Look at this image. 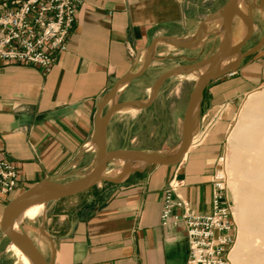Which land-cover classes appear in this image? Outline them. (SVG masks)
I'll use <instances>...</instances> for the list:
<instances>
[{"label": "crops", "instance_id": "obj_1", "mask_svg": "<svg viewBox=\"0 0 264 264\" xmlns=\"http://www.w3.org/2000/svg\"><path fill=\"white\" fill-rule=\"evenodd\" d=\"M227 1L86 0L77 12L66 50L55 54L49 72L34 64L0 63V151L19 174L16 191L0 198V264H17L19 256L2 229L8 203L50 176L72 183L63 179L76 177L94 160L96 122L110 108L108 95L115 83L147 66L141 76L118 87L115 95L124 90L126 101L134 103L113 112L105 129L108 138L120 110L134 117L141 112L133 82L172 51L173 40L202 31L201 40L180 47L202 54L207 38L217 35L222 26L213 27L208 20L201 29V24ZM249 11L253 35L264 25V0ZM246 53L235 69L203 90L196 132L179 163H148L108 176L110 180L84 191L39 204L41 211L29 205L35 218L44 215L37 223L38 242L27 235L50 264L186 263L190 247L183 224L161 223L164 190L177 182L179 194L198 213L212 211V179L225 154L227 133L240 103L264 87V45L259 42Z\"/></svg>", "mask_w": 264, "mask_h": 264}, {"label": "built area", "instance_id": "obj_2", "mask_svg": "<svg viewBox=\"0 0 264 264\" xmlns=\"http://www.w3.org/2000/svg\"><path fill=\"white\" fill-rule=\"evenodd\" d=\"M86 0H0V63L34 64L49 72L55 54L66 50L79 8ZM225 157L219 159L222 165ZM16 165L0 151V198L14 193ZM179 183L164 190L161 223L183 224L190 252L185 264H233L229 254L236 225L221 171L212 179V211L198 213L178 192ZM182 211L178 212L177 209Z\"/></svg>", "mask_w": 264, "mask_h": 264}, {"label": "rangeland", "instance_id": "obj_3", "mask_svg": "<svg viewBox=\"0 0 264 264\" xmlns=\"http://www.w3.org/2000/svg\"><path fill=\"white\" fill-rule=\"evenodd\" d=\"M244 13L248 14V8L253 5L259 4V0H244ZM225 5V4H224ZM213 13V11H212ZM212 16V15H211ZM210 18V16L208 17ZM242 17L236 15V20L233 26V33L235 27L239 21H242ZM217 35H212L208 37V42L206 43V49L202 54L197 53L196 50L184 51L180 47L173 43H170L172 51L168 54L162 56V59H157L154 65L151 67L150 72L145 77H140L139 80H135L131 87L138 89L135 93H139L137 98L138 110L140 109V114L136 117L126 109H122L118 114L114 115L112 120L110 137L105 136V147L107 151H115L118 149H141L149 152H162L169 151L176 148L182 141L183 138V117L187 103L189 101L190 95L193 92L197 81L194 79H189L188 75L194 72L197 67L203 63H207L213 60L215 49L222 42L224 37V29L219 28ZM202 31H197L188 39L176 40L180 43H186L188 46L193 44V41L201 40L204 36L201 34ZM261 42L264 45V25L262 28L257 29L256 32L250 37L248 42L242 47L241 53H246L254 45ZM184 51V52H183ZM240 52H234L231 58V64L233 69L238 65L237 59ZM165 73H169L167 77L160 80L161 76ZM183 75V76H182ZM185 76V77H184ZM194 80V81H193ZM157 83V85H155ZM263 92L264 87L254 91ZM253 94V93H252ZM109 97V95H108ZM250 95L246 97L239 106L236 114V118L233 121L231 128L226 136V150L224 162L222 165L218 166V170L224 175V180L226 183V192L228 198L232 202L233 215L236 225L234 242L231 248L236 244L240 229L237 220V190L240 185L241 177L237 173L236 167L232 165L231 157L233 156V149L229 145L228 135L234 125L238 123L241 118L242 110L249 99ZM126 93L121 92L119 95H114L110 103V107L116 106L122 102H126ZM153 99V103L149 107H142L141 103H147ZM106 114V113H105ZM105 114H103L105 116ZM101 115V117H103ZM197 127V126H196ZM196 132V128L193 133ZM106 134V130H105ZM97 140V139H96ZM95 150L94 160L87 164L85 169H81L77 172L76 177H66L63 179L64 182H78L83 177L86 176L89 168L95 163V159L98 156V140L97 147L92 146ZM107 170H114L117 167L110 162L106 164ZM135 168L132 164L125 166L121 173L127 172L130 169ZM103 172L104 175L108 174ZM217 170V171H218ZM107 176V175H106ZM45 208V207H44ZM45 211V209H44ZM264 213V209H263ZM44 212L38 215L35 219L25 218L22 223V228L18 227V231H22L25 234L30 233L34 240L38 242L39 229L37 223ZM13 252L16 253L13 249ZM10 252L9 254H12ZM18 256V255H17ZM19 257V256H18ZM18 257H15L18 259ZM231 259V258H230ZM264 249L261 253V262L264 263ZM232 261V259H231ZM263 261V262H262ZM234 264V262L232 261ZM17 264H23L20 259H18Z\"/></svg>", "mask_w": 264, "mask_h": 264}, {"label": "bare ground", "instance_id": "obj_4", "mask_svg": "<svg viewBox=\"0 0 264 264\" xmlns=\"http://www.w3.org/2000/svg\"><path fill=\"white\" fill-rule=\"evenodd\" d=\"M244 5V0H238V6L241 10L244 9ZM209 21L213 27H218V25H221L224 29L222 10L213 15ZM235 28V33L232 35V44L234 45L246 36L249 30V23L244 20L239 21ZM233 55L234 54H231L225 58L220 70L231 69V58ZM212 66V61L203 63L197 67L194 72L190 73L188 78L194 79L198 82L202 78V75L208 72ZM131 111L135 113L136 109L132 108ZM196 125L197 117L194 112L190 118V133L193 132V130L196 128ZM228 142L233 149V156L230 158L232 165L236 167L237 173L241 177L240 185L237 190V220L239 223L240 233L236 244L233 248H231L229 257L232 259L234 264H260L262 249H264L263 92H256L249 98L242 110L240 120L228 136ZM92 146L97 147V140L93 142L91 147ZM179 148L180 144L176 148L169 151H162L160 154L167 159H171L177 155ZM97 159L98 156L95 159V163ZM110 163L115 165L117 168L108 171L106 168L107 166H105L103 168V172H106L107 170V176L117 177V174L120 175L122 169L125 166L132 164V166L135 168L141 167L148 164L149 160L143 156L132 155L114 158L110 161ZM91 168H89L87 173L90 172ZM43 192L44 189H40L36 192V194H41ZM41 203L43 202H34L32 204L35 206L36 210L41 211V207L39 206ZM25 218L35 219L34 213L30 210L29 205L19 210L13 211L10 217V223L12 227L17 230L18 227L22 225ZM12 246L18 251H16L20 256L18 259H20L23 264H38L25 251L19 249L13 242Z\"/></svg>", "mask_w": 264, "mask_h": 264}, {"label": "water", "instance_id": "obj_5", "mask_svg": "<svg viewBox=\"0 0 264 264\" xmlns=\"http://www.w3.org/2000/svg\"><path fill=\"white\" fill-rule=\"evenodd\" d=\"M223 12L224 18V37L222 42L214 54L213 57V66L212 68L202 75V78L196 83L193 92L190 95L185 113L183 118V138L180 143V148L177 155L171 159H167L160 154V152H149L141 149H118L115 151H107L105 147V129L106 125L113 114V112L127 105H132L134 102L126 101L116 106H112L108 109L104 117H99L96 122V130L95 135L98 140V159L96 163L93 164L89 173L86 174L83 179L78 182H72L63 184L57 181L59 176H50L47 177L32 187L28 188L22 194L15 197L11 200L6 206L2 219V229L4 233L8 236V238L13 242L19 249L25 251L31 258H33L38 264H50L46 257L42 254L38 246L34 243L33 239L25 234L22 231H18L14 229L10 223V217L13 211L19 210L23 207H26L34 202H48L53 199L62 198L66 196H70L81 191H84L94 185L96 182L101 180H110V178L103 174V168L106 166L108 162H110L114 158H120L125 156L139 155L147 158L149 163L163 164V165H176L181 161L184 157L185 153L188 151L192 144V138L194 133H190L189 125L190 118L192 114L198 109L199 102L203 93V90L210 85L212 80L217 79L218 77L228 73L230 69L220 70V67L223 64V61L226 57L233 54L234 52H240L242 47L248 41V39L252 36L253 31V17L252 12L249 11L248 14H245L238 6V0H228L226 4L221 9ZM238 15L242 17L245 21L249 23V30L246 36L236 43L232 44V35H233V22L234 17ZM210 18L206 19L201 24V29H204L206 21L210 20ZM203 36V35H202ZM199 40V39H198ZM155 42L152 43L151 48L153 47ZM173 44L189 47L186 43H180L176 40L172 41ZM150 48V49H151ZM249 53H241L237 59V62L247 56ZM147 66H144L138 72H129L124 77L119 79L115 85L113 86L109 99H111L117 92L118 87L121 83L126 80H131L141 76L146 71ZM169 73H165L161 76L160 80L167 77ZM157 85V83L155 84ZM153 103V99L147 103H141L142 107H149ZM196 107V109H195ZM40 189H44V192L41 194H36V192ZM20 229L22 226H19Z\"/></svg>", "mask_w": 264, "mask_h": 264}]
</instances>
